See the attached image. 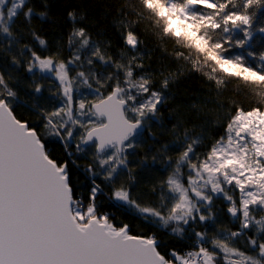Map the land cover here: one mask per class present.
<instances>
[{"label":"snow or ice","instance_id":"6c2138e0","mask_svg":"<svg viewBox=\"0 0 264 264\" xmlns=\"http://www.w3.org/2000/svg\"><path fill=\"white\" fill-rule=\"evenodd\" d=\"M40 3L37 11L31 0H0V57L11 56L4 68L15 71L26 59L34 77L27 85L33 94L22 95L20 79L0 70V264H264V66L226 55L233 31L243 33L235 47L243 48L254 32L264 40V0H137L113 16L119 50L111 39L93 40L86 13L74 5L55 18H66L68 26L51 45L33 24V17L54 19L48 0ZM142 19L153 21L161 39L187 49L176 58L214 83L217 96L236 82L259 99L249 110L229 101L224 134L202 157L197 146L209 121L201 122V109L193 106L195 119L179 109L170 113L176 143L152 159L167 151L177 156L168 158L166 178L133 195L138 181L129 155L137 138L142 143L145 132L154 135L150 122L166 129L160 113L179 76L161 74L156 86L143 63L146 42L135 31ZM258 59L264 62V51ZM37 74L49 82L48 97ZM18 107L36 120L21 119ZM45 138L61 145L63 158L52 155ZM81 160L91 183L86 198L75 195L72 179ZM98 177L115 207L137 214L151 234H133L100 211L105 193ZM217 199L227 202L233 228L219 224ZM182 241L191 247L178 250Z\"/></svg>","mask_w":264,"mask_h":264},{"label":"trees","instance_id":"16d2710c","mask_svg":"<svg viewBox=\"0 0 264 264\" xmlns=\"http://www.w3.org/2000/svg\"><path fill=\"white\" fill-rule=\"evenodd\" d=\"M35 5L37 11H41L42 6L40 0H31ZM50 4L49 15L53 17V20L40 22L38 17H33V24L39 31L40 35L49 41L51 45H55L56 42L61 39L62 34L67 31L68 22L66 18L56 20L55 18L60 16L66 5L77 6L79 11H83L87 15V19L83 22L88 25V31L92 34L93 40H106L111 39L115 50H119L121 43L117 40L118 31L113 24V16L118 12L121 6L126 4H136L137 0H48ZM261 13H257V19L254 20V24L260 25ZM66 16V14H65ZM134 18V17H131ZM135 31L138 33L141 40L146 42V45H142L150 53L144 58L143 63L145 68L156 80L158 86L161 74H169L179 72L176 84H174L169 90L170 99L167 104L161 109V119L166 125L165 128L158 126L156 121H152L150 131L153 136H150L148 132L144 133L143 142H139L137 138V147L135 149V155H129V167L134 170L133 175L136 176L138 183L133 188V195L139 192L146 191L154 183H159L160 180L166 178L169 169L166 161L169 157L174 159L177 156L176 152L167 151L163 153V159H157L153 161V156L159 157L162 154V150L165 145L169 147L176 143V137L170 134L171 124L168 123L170 119V113L179 109L185 115H192L195 119L196 109L193 106L201 109V122L207 119V131L204 134V139L200 145L197 146V154L201 157L206 154L211 145L222 136L224 127L227 123V114L229 101L232 99L237 100L245 110H249L251 107L257 106L256 101L259 99L253 94L246 93L245 90L238 86L236 82L229 83L227 89L223 91L221 96L216 95L214 83L208 81L200 72L191 71L190 65L184 60H178L176 58V51L187 52V49L180 48L173 39L163 38L161 39L157 35V29L154 26L153 21L150 19H142ZM104 33L102 36H98L97 33ZM228 36L229 34H223ZM233 38V45L229 47L228 56L242 55L250 66L262 67L264 62L259 61V53L264 51V40H262V34L258 32L253 33V39L243 48L234 46L235 38H242L243 33L233 31L230 34ZM18 49H13V52H17ZM39 51V48H37ZM248 51H253L256 57H249ZM47 54V53H45ZM70 55L68 52H64L65 58ZM10 62L11 56L0 57V70L11 72L13 76H17L22 82L21 93H27L32 95V88L27 87L28 84L33 82L34 77L26 71V59L24 63L15 68L12 71L11 68H4V61ZM43 96L48 97L49 92L44 86ZM239 93V95H237ZM39 95V94H37ZM27 98V96H24ZM91 98V97H89ZM221 100L226 104L224 109H217L213 101ZM16 114L21 119H27L29 122H34L36 118L27 113L24 108L18 107ZM199 131V129H197ZM46 146L53 156L57 158H63V149L57 142L52 141L49 138H45ZM131 152V151H130ZM87 159H91L88 157ZM81 169H73V185L75 188V195L87 197L88 191L91 187L90 180H88L82 171L84 164L87 160H81ZM97 183H100L105 195L100 197L101 207L100 211L109 213L117 225L128 224L133 234H151L154 229L145 226L144 222L138 218V215L115 207L117 202L109 200L111 194L110 188L105 186L102 177L97 178ZM148 198L142 197L141 203H147ZM213 211L219 217V224L223 227L233 228V224L230 223L231 217L227 213L225 203L220 200L214 202ZM238 226V225H236ZM197 230H201L197 228ZM211 235V231H209ZM158 238L168 237L164 232H157ZM173 242H169L171 247ZM190 241H182L176 243V247L180 251L186 250L190 247Z\"/></svg>","mask_w":264,"mask_h":264},{"label":"rangeland","instance_id":"374dc122","mask_svg":"<svg viewBox=\"0 0 264 264\" xmlns=\"http://www.w3.org/2000/svg\"><path fill=\"white\" fill-rule=\"evenodd\" d=\"M29 74H31V73H29ZM32 75V74H31ZM33 76V75H32ZM38 76H39V74H37V77L35 78V82L36 83H42L44 86H46V89H48L49 88V82L48 81H42V80H40L39 78H38ZM81 91L82 92H87V89H81ZM50 95V94H49ZM223 134H224V131H223ZM222 134V135H223ZM129 151H132V150H129ZM175 159V158H174ZM166 164H168V160L166 161ZM169 171H170V169H169ZM219 200V199H218ZM221 202H223V203H225V205H226V210H227V202L226 201H222V200H220Z\"/></svg>","mask_w":264,"mask_h":264},{"label":"bare ground","instance_id":"6f19581e","mask_svg":"<svg viewBox=\"0 0 264 264\" xmlns=\"http://www.w3.org/2000/svg\"><path fill=\"white\" fill-rule=\"evenodd\" d=\"M130 153H131V152H130ZM190 247H191V245H190ZM188 248H189V247H187L186 250H188Z\"/></svg>","mask_w":264,"mask_h":264}]
</instances>
